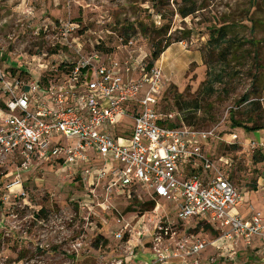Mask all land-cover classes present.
Instances as JSON below:
<instances>
[{
	"label": "rangeland",
	"instance_id": "1",
	"mask_svg": "<svg viewBox=\"0 0 264 264\" xmlns=\"http://www.w3.org/2000/svg\"><path fill=\"white\" fill-rule=\"evenodd\" d=\"M192 4L195 12L181 17L180 10ZM221 26L228 42L215 48L210 33ZM160 40L170 44L152 64L166 82L161 110L178 112L185 125L213 130L209 156L229 160L220 168L230 173L243 206L264 214V149L249 144L264 139V0H0V67H20L30 79L40 62L59 66L95 51L149 63ZM231 116L261 128L245 130ZM16 168L14 159L0 164V264H117L127 255L124 238L115 236L120 231L135 244L139 240L148 253L138 260L147 261L159 220L173 224L180 236L215 237L205 221L178 220L164 199L139 214L135 201L151 199L144 188L104 202L49 161L35 162L22 175L21 191L10 192ZM118 219L129 223L131 233ZM216 251L203 253L215 256V264H264V256L250 250H238L234 258H219Z\"/></svg>",
	"mask_w": 264,
	"mask_h": 264
},
{
	"label": "built area",
	"instance_id": "2",
	"mask_svg": "<svg viewBox=\"0 0 264 264\" xmlns=\"http://www.w3.org/2000/svg\"><path fill=\"white\" fill-rule=\"evenodd\" d=\"M144 60L121 62L95 51L64 65L40 64L43 72L35 79L0 67V164L17 162L9 191H21L22 175L35 162L49 161L104 202L122 193L130 198L141 187L171 202L178 220L200 219L218 233L212 240L180 236L159 220L150 233L149 259L139 261L148 252L127 238V255L117 264H215V256H204L208 247L219 258L236 257L255 239L264 247V215L252 208L240 212L243 196L220 168L229 160L214 161L206 151L213 130L185 125L178 112L161 110L166 82L161 68ZM249 144L264 149L263 138ZM117 221L131 233L129 223ZM124 233L115 236L122 240Z\"/></svg>",
	"mask_w": 264,
	"mask_h": 264
},
{
	"label": "trees",
	"instance_id": "3",
	"mask_svg": "<svg viewBox=\"0 0 264 264\" xmlns=\"http://www.w3.org/2000/svg\"><path fill=\"white\" fill-rule=\"evenodd\" d=\"M196 9H194L193 4L191 7L186 8V9H182L180 10V15L181 17L185 18L188 15L192 14L193 12H195ZM210 43L213 44V47L215 48H219L222 45H226V42H228L227 40V31L225 30V28L223 26L219 27V28H213L211 30L210 33V38H209ZM170 46L169 43H165L164 45H162L161 40L160 41H156L153 43L152 45V50H151V62H149V66H151L153 64V61L157 60L161 53L164 52L168 47ZM221 53H224V50H221ZM231 120L234 121V125L238 126V127H242L245 130H249V131H256L259 130L261 128V125H252L250 127L246 126V125H242L238 122H236L233 117L231 116ZM151 197V196H150ZM158 198L153 196L151 197L150 200H147L145 202L139 203L137 202V200L135 201V203H138L139 209H138V213L139 214H143L147 211H150L154 208L155 206V200H157ZM206 228H209V230L213 233L214 236H216L217 230L211 225V224H206L205 225ZM124 239H127V236H124Z\"/></svg>",
	"mask_w": 264,
	"mask_h": 264
},
{
	"label": "crops",
	"instance_id": "4",
	"mask_svg": "<svg viewBox=\"0 0 264 264\" xmlns=\"http://www.w3.org/2000/svg\"><path fill=\"white\" fill-rule=\"evenodd\" d=\"M39 64H41V62L39 63ZM39 64H38V66H37V69L39 70H37L38 71V74H37V77L39 76V74L40 73H42L43 71H42V67H44V66H46V65H48V64H42L43 66L41 67V68H39ZM51 66V65H50ZM16 66H13V65H7V66H4V69H13V71H14V73L15 72H17V73H26V70L25 69H22V70H19L18 71V69L20 68H18L17 69V67L15 68ZM23 75H26V74H23ZM26 77H27V75H26ZM36 77V78H37ZM28 78V77H27ZM205 148H206V146H205ZM207 151V150H206ZM208 152V151H207ZM121 196H125L123 193L122 194H120V196H116V197H121ZM240 209V212L243 214V215H246L247 214V210L245 209V207L243 206V207H241V208H239ZM264 215V214H263ZM132 230V229H131ZM131 244H135V242H133V240L131 239ZM211 248H213L214 250H215V248L214 247H211ZM241 249H244V250H250L251 252H254V253H261L262 254V256H264V247L260 244V242H259V240L258 239H255L254 241H253V243H252V245H250V246H245V245H241L240 246V249H239V251L241 250ZM238 253V252H237ZM206 256H208V255H206Z\"/></svg>",
	"mask_w": 264,
	"mask_h": 264
}]
</instances>
